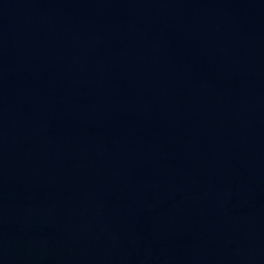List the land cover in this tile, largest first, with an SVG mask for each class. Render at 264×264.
Returning <instances> with one entry per match:
<instances>
[{
	"label": "water",
	"instance_id": "obj_1",
	"mask_svg": "<svg viewBox=\"0 0 264 264\" xmlns=\"http://www.w3.org/2000/svg\"><path fill=\"white\" fill-rule=\"evenodd\" d=\"M0 264H264V0H0Z\"/></svg>",
	"mask_w": 264,
	"mask_h": 264
}]
</instances>
